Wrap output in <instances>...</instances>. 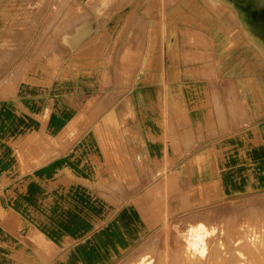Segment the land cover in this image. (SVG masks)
<instances>
[{"label":"crops","instance_id":"0c3cea01","mask_svg":"<svg viewBox=\"0 0 264 264\" xmlns=\"http://www.w3.org/2000/svg\"><path fill=\"white\" fill-rule=\"evenodd\" d=\"M236 2L247 25L264 38V0ZM168 8V25L186 24L198 38V46L182 51L176 32L163 34L161 43L171 56L182 54L165 68L167 99L173 105L189 102L169 114L187 117L188 131L148 125L146 108L133 112L131 78L115 63L106 74L87 67L89 76L73 78L80 83L72 82L69 90L58 83L0 99V264H110L125 255L136 238L159 226L158 210L143 196L146 183L161 180L163 164L180 160L178 150L199 143L197 118L212 112L207 86L222 81L219 146L236 148L237 155L250 150L237 161L251 165L242 187L250 182L253 193L264 189V122L254 119L260 116L249 102V119L229 108L235 96L230 86L249 78L222 75L230 69L226 53L238 46V32L228 24L234 18L220 0H178ZM69 17L63 13V21ZM183 86L201 87L193 94L180 91ZM180 133L193 144L181 143ZM33 136L43 138L27 143Z\"/></svg>","mask_w":264,"mask_h":264},{"label":"rangeland","instance_id":"374dc122","mask_svg":"<svg viewBox=\"0 0 264 264\" xmlns=\"http://www.w3.org/2000/svg\"><path fill=\"white\" fill-rule=\"evenodd\" d=\"M177 1L0 0V99L58 83L69 90L75 78L89 76L92 70L87 67H100L106 74L115 63L122 76L131 78L133 112L146 108L148 125L188 131L187 117L169 114L189 102L173 105L167 99L171 86L165 68L171 58L178 61L182 54L171 56L165 42L164 49L161 45L163 34L176 32L180 51L198 46L197 33L190 27L166 21L168 7ZM220 1L234 18L229 28L239 37L235 50L226 53L224 63L230 69L222 70V75L249 78L230 86L235 94L230 111L243 112L240 116L249 119L245 104L249 102L250 111L260 116L254 119L264 122V38L247 25L236 0ZM66 12L70 17L63 21ZM222 82L207 86L212 112L197 118L201 127L196 147L178 150L180 160L163 164L161 180L146 183L143 196L150 199V209L158 210L154 223L159 226L139 240L131 230L135 243L110 264H264V189L253 193L250 182L243 189V172L251 165L237 163L250 150L237 155L236 148L219 146L224 126L218 97ZM200 87L183 86L180 91L194 94ZM154 110L159 115L150 112ZM178 136L181 143L193 144L186 134ZM42 138L33 136L26 142L33 145Z\"/></svg>","mask_w":264,"mask_h":264},{"label":"bare ground","instance_id":"6f19581e","mask_svg":"<svg viewBox=\"0 0 264 264\" xmlns=\"http://www.w3.org/2000/svg\"><path fill=\"white\" fill-rule=\"evenodd\" d=\"M241 3H244L245 2V0H239Z\"/></svg>","mask_w":264,"mask_h":264}]
</instances>
